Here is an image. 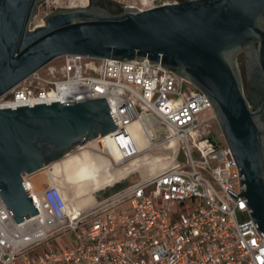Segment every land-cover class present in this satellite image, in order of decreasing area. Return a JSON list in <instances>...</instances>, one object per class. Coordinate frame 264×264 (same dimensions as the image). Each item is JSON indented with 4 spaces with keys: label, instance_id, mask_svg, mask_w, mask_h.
<instances>
[{
    "label": "built area",
    "instance_id": "built-area-1",
    "mask_svg": "<svg viewBox=\"0 0 264 264\" xmlns=\"http://www.w3.org/2000/svg\"><path fill=\"white\" fill-rule=\"evenodd\" d=\"M97 98L118 126L96 148L135 157L131 124L147 118L145 136L160 130L145 146L175 139L172 159L86 208L43 174L23 172L37 213L16 222L0 197V264H264V232L241 196L239 167L211 132L213 105L185 78L147 60L64 54L3 93L0 108Z\"/></svg>",
    "mask_w": 264,
    "mask_h": 264
},
{
    "label": "water",
    "instance_id": "water-1",
    "mask_svg": "<svg viewBox=\"0 0 264 264\" xmlns=\"http://www.w3.org/2000/svg\"><path fill=\"white\" fill-rule=\"evenodd\" d=\"M42 0H0V96L64 54L147 60L210 99L239 167L241 196L264 232V127L244 91L237 56L250 45L264 71V0H185L119 13L59 8L30 27ZM103 98L0 108V197L16 222L37 213L33 173L117 129Z\"/></svg>",
    "mask_w": 264,
    "mask_h": 264
},
{
    "label": "bare ground",
    "instance_id": "bare-ground-1",
    "mask_svg": "<svg viewBox=\"0 0 264 264\" xmlns=\"http://www.w3.org/2000/svg\"><path fill=\"white\" fill-rule=\"evenodd\" d=\"M78 1L81 7L86 3V0ZM148 122L149 120L144 118L143 120H135L131 124L132 133L140 152L133 158L120 160V151L116 146H109L108 149L96 148V143L93 141L67 153L61 159L40 168L33 174H43L48 181L57 184L66 197L78 201L79 198L84 199L91 196L95 190L113 184L123 178L127 172L137 170L151 161L157 162V165L162 168L172 159L173 152L168 159L142 161L149 154L147 152L149 149L143 145L145 140L144 125ZM108 138L109 136L106 137V139ZM170 142L176 145L175 139H171ZM167 143L169 142L163 143L162 146Z\"/></svg>",
    "mask_w": 264,
    "mask_h": 264
},
{
    "label": "rangeland",
    "instance_id": "rangeland-1",
    "mask_svg": "<svg viewBox=\"0 0 264 264\" xmlns=\"http://www.w3.org/2000/svg\"><path fill=\"white\" fill-rule=\"evenodd\" d=\"M113 4H116L119 8H125L127 5H133L139 8H146L147 6H149L150 4H156L158 2H160L161 0H110ZM89 0H86L85 5L86 6L88 4ZM75 3V4H74ZM77 0H42L36 9V14L35 16L32 18L31 22H30V27H34L38 24H42L46 18L47 15H49L50 13L54 12L55 10L59 9V8H76V7H81L80 3ZM71 4H73V7L71 6ZM244 91H246V88H244ZM156 130H151V132H147L146 136H145V140L143 145H146V139H153L157 140L159 138V128H155ZM212 134L214 137H217V139L224 144V138L221 134V131L219 129L218 124H215L212 129ZM174 143L173 142H169L167 144H165L164 146L160 147H155L152 148L150 150H147V152L149 153L147 156H145L142 160H164V159H168L172 156V152L174 149ZM179 159L183 160L184 156L182 153H180L179 155ZM167 164V163H166ZM165 164V165H166ZM164 165V166H165ZM161 167L157 165V162H149L141 167H139L137 170L134 171H130L127 172L125 174V176L121 179H119L118 181L114 182L113 184L105 187V188H101L98 191H95L94 193L91 194V196L87 197V198H79L80 200H78L76 203L78 206L82 207V208H86L89 205H91L92 203L96 202L97 200L104 198L110 194H112L113 192H115L116 190L120 189L121 187L127 185L129 182H132L134 180L139 179L141 176H144L146 174H150L152 172H155L157 170H159ZM90 181V180H89ZM88 182V181H87ZM85 184V183H83ZM85 186V185H83ZM63 244L67 245V239L66 238H62ZM48 247L50 248H56V244H49Z\"/></svg>",
    "mask_w": 264,
    "mask_h": 264
},
{
    "label": "flooded vegetation",
    "instance_id": "flooded-vegetation-1",
    "mask_svg": "<svg viewBox=\"0 0 264 264\" xmlns=\"http://www.w3.org/2000/svg\"><path fill=\"white\" fill-rule=\"evenodd\" d=\"M182 2L185 0H176ZM83 7H96L104 12L112 14L119 13L125 8H119L110 0H89ZM243 88L253 109L257 110V120L264 127V71L255 57V47L250 45L246 51H242L237 56Z\"/></svg>",
    "mask_w": 264,
    "mask_h": 264
},
{
    "label": "trees",
    "instance_id": "trees-1",
    "mask_svg": "<svg viewBox=\"0 0 264 264\" xmlns=\"http://www.w3.org/2000/svg\"><path fill=\"white\" fill-rule=\"evenodd\" d=\"M142 161H144V160H142Z\"/></svg>",
    "mask_w": 264,
    "mask_h": 264
}]
</instances>
